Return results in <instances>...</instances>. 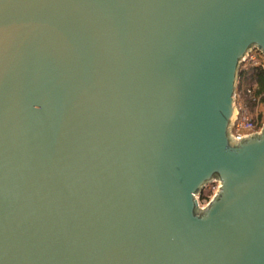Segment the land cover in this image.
Listing matches in <instances>:
<instances>
[{
  "label": "water",
  "instance_id": "1",
  "mask_svg": "<svg viewBox=\"0 0 264 264\" xmlns=\"http://www.w3.org/2000/svg\"><path fill=\"white\" fill-rule=\"evenodd\" d=\"M253 46L264 0H0V264H264Z\"/></svg>",
  "mask_w": 264,
  "mask_h": 264
},
{
  "label": "built area",
  "instance_id": "2",
  "mask_svg": "<svg viewBox=\"0 0 264 264\" xmlns=\"http://www.w3.org/2000/svg\"><path fill=\"white\" fill-rule=\"evenodd\" d=\"M241 70H247L254 66L262 70L264 75V53L257 47L253 46L240 63ZM264 126V86L259 88L257 82L245 84L243 78L238 76L234 92V120L231 123V137L238 141L242 138L260 133ZM217 183L215 193L208 198L204 204L198 201L199 192L196 195L199 209H204L211 202L212 198L220 187V181L214 179L206 184L202 189L211 183ZM201 189V190H202Z\"/></svg>",
  "mask_w": 264,
  "mask_h": 264
},
{
  "label": "trees",
  "instance_id": "3",
  "mask_svg": "<svg viewBox=\"0 0 264 264\" xmlns=\"http://www.w3.org/2000/svg\"><path fill=\"white\" fill-rule=\"evenodd\" d=\"M239 76L243 78V82L245 84H252L253 82H257L260 89H262L264 86V75L262 70L258 67L251 66L247 70L239 69ZM204 189H202L199 193L201 198L208 197V192H205Z\"/></svg>",
  "mask_w": 264,
  "mask_h": 264
},
{
  "label": "rangeland",
  "instance_id": "4",
  "mask_svg": "<svg viewBox=\"0 0 264 264\" xmlns=\"http://www.w3.org/2000/svg\"><path fill=\"white\" fill-rule=\"evenodd\" d=\"M216 189H217V183L216 182L207 185L204 190H205V192H208V197L207 198H201V196L199 195L198 201L200 202V204H204L208 200V198H210L215 193ZM203 199L205 200V202H203Z\"/></svg>",
  "mask_w": 264,
  "mask_h": 264
}]
</instances>
